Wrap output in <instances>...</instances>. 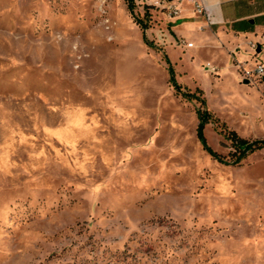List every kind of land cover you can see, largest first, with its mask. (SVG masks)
<instances>
[{
	"label": "rangeland",
	"instance_id": "1",
	"mask_svg": "<svg viewBox=\"0 0 264 264\" xmlns=\"http://www.w3.org/2000/svg\"><path fill=\"white\" fill-rule=\"evenodd\" d=\"M134 1L0 0V264H264V78L177 87Z\"/></svg>",
	"mask_w": 264,
	"mask_h": 264
},
{
	"label": "crops",
	"instance_id": "2",
	"mask_svg": "<svg viewBox=\"0 0 264 264\" xmlns=\"http://www.w3.org/2000/svg\"><path fill=\"white\" fill-rule=\"evenodd\" d=\"M154 1L147 0L151 6ZM170 1L179 8V13L171 15L161 8L158 18L164 36L159 40L173 67L190 72L201 68V63L207 60L216 68L212 62L220 64L233 57L237 65L232 67L244 82H252L243 78L240 64L253 68L256 59H264V0H198L205 7L201 13L196 11L194 0ZM180 38L192 46L177 45ZM251 41L258 44L256 52L249 45Z\"/></svg>",
	"mask_w": 264,
	"mask_h": 264
},
{
	"label": "trees",
	"instance_id": "3",
	"mask_svg": "<svg viewBox=\"0 0 264 264\" xmlns=\"http://www.w3.org/2000/svg\"><path fill=\"white\" fill-rule=\"evenodd\" d=\"M126 1H127L129 10L131 11L132 14H134L135 1L134 0H126ZM137 22L140 23L144 29L147 28L146 23L143 24L139 20H137ZM168 62L170 63L169 60ZM169 72L171 74V78H170L171 82H173L177 87H179V85L176 83L175 78H174V70H173L172 65H170L169 67ZM202 102L204 103V100H202ZM198 114L200 117V123L198 127V136L202 140L204 146L208 147L206 144V139H205L204 132H203V124L205 122L204 116L205 115L209 116V113L206 110L199 109ZM224 136L227 140L231 141V145L236 149V152L234 153L235 159L232 160V163H238L244 157H246L248 154L252 153L256 149L264 147V139L249 140L247 138L241 137L235 130L228 129L227 131L224 132ZM210 152L213 153L211 150ZM218 159L222 161L220 157Z\"/></svg>",
	"mask_w": 264,
	"mask_h": 264
},
{
	"label": "built area",
	"instance_id": "4",
	"mask_svg": "<svg viewBox=\"0 0 264 264\" xmlns=\"http://www.w3.org/2000/svg\"><path fill=\"white\" fill-rule=\"evenodd\" d=\"M195 3V9L198 12H204L205 7L204 5L198 1V0H194ZM154 4L156 6H161V8L169 10L171 15H177L179 13V8L173 4H171L170 0H155ZM177 44L179 46H192L191 42L186 41L183 38L178 39ZM250 47L256 52L257 48H258V44L256 42L251 41L249 43ZM207 68H210L209 66H207ZM240 68L242 70L243 73V78L251 81L253 80L254 77H261L264 78V59L262 58H258L255 60V64L253 68H246L243 63L240 64ZM214 68H212L213 70ZM215 70V69H214Z\"/></svg>",
	"mask_w": 264,
	"mask_h": 264
}]
</instances>
